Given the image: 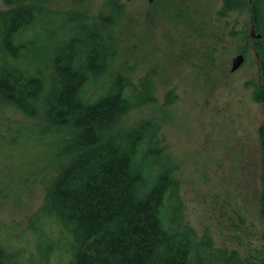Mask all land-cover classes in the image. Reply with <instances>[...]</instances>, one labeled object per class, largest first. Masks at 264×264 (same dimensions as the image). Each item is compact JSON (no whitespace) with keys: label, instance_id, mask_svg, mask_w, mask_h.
Returning <instances> with one entry per match:
<instances>
[{"label":"trees","instance_id":"trees-1","mask_svg":"<svg viewBox=\"0 0 264 264\" xmlns=\"http://www.w3.org/2000/svg\"><path fill=\"white\" fill-rule=\"evenodd\" d=\"M48 1L2 0L0 9V110L40 116L36 127L0 125V194L8 176L11 193L24 185L8 166L26 145L50 140V160L61 162L22 229L0 220V264H264V245L242 256L184 221L180 183L153 120L107 138L131 109L154 101V86L145 76L135 84L119 71L108 76L113 39L84 12L54 10ZM105 5L120 8L116 0ZM246 8L262 30L260 0H221L217 14ZM98 21L115 20L100 14ZM255 45L264 51L260 40ZM260 74L253 99L264 107V57ZM258 135L264 219V123Z\"/></svg>","mask_w":264,"mask_h":264},{"label":"rangeland","instance_id":"rangeland-1","mask_svg":"<svg viewBox=\"0 0 264 264\" xmlns=\"http://www.w3.org/2000/svg\"><path fill=\"white\" fill-rule=\"evenodd\" d=\"M106 1L49 0L47 5L84 12L88 23H100L115 46L108 76L119 71L133 84L145 76L154 86V101L131 109L107 138L137 121L153 120L162 154L180 183L184 221L199 237L208 234L215 247L254 254L264 245L258 135L264 107L253 99L264 57L255 41L264 44V22L262 30L255 29L248 8L219 16L221 0H116L119 11ZM260 4L264 9V0ZM100 14L114 23L99 22ZM237 54L243 62L230 71ZM169 91L173 99L165 103ZM39 120L0 110V125L10 132L36 127ZM52 147L50 140L32 142L13 153L9 175L20 172L19 179L26 178L14 193L6 185L9 176L1 180L0 220L16 225L15 231L42 205L61 164L51 162Z\"/></svg>","mask_w":264,"mask_h":264},{"label":"water","instance_id":"water-1","mask_svg":"<svg viewBox=\"0 0 264 264\" xmlns=\"http://www.w3.org/2000/svg\"><path fill=\"white\" fill-rule=\"evenodd\" d=\"M243 62V55L237 54L231 61V69L230 71H235Z\"/></svg>","mask_w":264,"mask_h":264}]
</instances>
